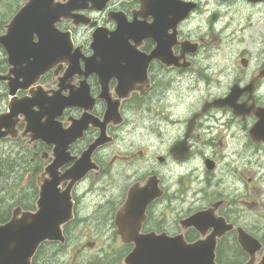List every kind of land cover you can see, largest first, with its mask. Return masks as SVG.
Returning a JSON list of instances; mask_svg holds the SVG:
<instances>
[{"label":"flooded vegetation","instance_id":"af4514ba","mask_svg":"<svg viewBox=\"0 0 264 264\" xmlns=\"http://www.w3.org/2000/svg\"><path fill=\"white\" fill-rule=\"evenodd\" d=\"M165 1L171 9L175 3L179 8L182 2L189 3L185 13L168 12L169 19L161 27L162 32L171 36L166 39L165 49L149 37L139 39L129 35L120 38L126 41L128 53L117 52L118 44L113 45L125 70L113 74L106 86L100 82L105 77L104 69L96 68V72L85 78L89 99L93 100L91 104L87 102L88 108L53 111V98L68 97L84 80L83 76L66 78L67 66L63 62L35 71L30 86L16 93V99L21 98V103L29 105L30 113H54L51 126L55 124L65 131L83 113L96 124L89 123L82 137L66 147L67 161L57 169L56 178L74 167L94 140L101 135L105 137L104 143L91 154V167L85 176L73 180L72 184L70 179H63L57 185L59 193L70 188L71 218L63 225L64 243H52L49 247L55 248L56 254L69 245L74 247L65 264H76L77 257L86 250H96L93 264H123L133 245L123 244L115 222L121 215V207L128 202L135 208L128 209L126 222L139 225L136 235L183 238L187 243L206 239L214 227L205 225L207 229L201 234L195 228L182 225V221L209 209L211 214H205L207 222L221 220L223 226L229 228L216 240V263L243 264L245 261L238 245L239 229L252 232L249 224L246 227L245 211H255L262 205L258 199L260 190L253 182L255 173L246 169V165L249 168L255 166L256 170L264 166V163L259 164L261 159L264 160V143L253 142L248 136V131L258 120L254 112L240 113L236 108L241 105L251 109L264 108V100L258 95L264 79L253 92L239 93L230 105L208 107L215 99L227 97L232 84L247 85V82L233 81L218 94L211 91L212 80L207 69H194L197 57L205 47L218 42L215 37L207 41L194 36L206 26L216 25L220 20L219 13H214L217 16L214 22L212 13L202 15L201 0H112L109 9L124 13L128 23L150 27L156 23L154 15L158 6ZM174 13L182 18L177 23L172 20ZM91 14L104 17V13ZM107 29L114 31L115 22L107 24ZM196 42L200 48L197 53H192ZM182 44L186 46V52H183ZM83 51L88 54L85 48ZM80 67L85 71L83 60ZM10 70L8 61L0 60V75L8 76V82L15 79ZM192 70L198 74L196 83L204 89L198 98L183 92L187 86L182 84L185 73ZM6 85L0 81V114L5 112L9 101ZM103 92L112 103L116 102V113L123 119L122 125H115L111 119L105 121L108 107L101 98ZM120 94H124L123 97ZM18 118L15 126L18 137L0 140V225L10 221L14 210L37 212L41 186L49 177L46 169L54 163L57 154L52 138L32 140L31 132L27 133L28 137H22L26 123L20 121L22 117ZM46 119L42 117L41 122ZM144 125L146 130H151L152 136L155 135L156 142L137 144V140L119 138L124 128L136 130ZM149 178L155 179L156 197L140 214L137 208ZM117 179H123V182L115 184ZM76 228L78 234L70 235ZM71 240H76L77 244L71 245ZM112 243L121 244L123 249H112ZM220 258L235 261L222 262Z\"/></svg>","mask_w":264,"mask_h":264},{"label":"water","instance_id":"95a60500","mask_svg":"<svg viewBox=\"0 0 264 264\" xmlns=\"http://www.w3.org/2000/svg\"><path fill=\"white\" fill-rule=\"evenodd\" d=\"M255 1V0H254ZM91 2L92 8L101 10L106 0H27L26 4L15 14L11 21L5 26V32L0 35V46L4 49L7 55L8 63L11 66V72L15 76V82L12 84L11 95L18 88H27L32 82L34 72L56 65L58 62L67 63L66 78L72 79L74 75H82L84 80L80 82V87L74 92L71 91L67 98H53V111L55 109H63L64 107L77 106L88 108L93 100L89 99L85 78L96 72V68L104 69L105 77L100 82L106 86L109 78L113 74H120L125 70L116 57L114 43H117L116 51L119 53H128L125 43L126 41L120 38L126 36H135L139 39L146 37L152 38L157 45H161L165 49L166 39L168 34L161 31V27L169 19L168 12L172 11L170 4L165 1L164 7L160 6L156 17V23L150 27H142L135 29L133 26L129 28L122 23L118 26V30L108 37V34L97 29L92 36L91 50L93 55L86 58L85 72L78 70L79 59L82 58L79 48L73 51V44L69 33H60L56 29V24L62 19H73L74 25L88 24L89 21L83 19L82 16L73 15V12L80 11L86 8V3ZM175 3V11H186L183 5L181 8ZM178 17L173 18L175 21ZM216 16L212 17V21ZM176 21H179L178 19ZM92 23L91 26H94ZM36 38V41H35ZM193 51V50H192ZM98 61V62H97ZM245 66V61H242ZM264 76L261 72L259 78ZM22 78L20 84L18 80ZM5 79V77H0ZM256 80L248 85L243 91L252 92ZM238 87L234 86L229 96L226 99L215 101L213 105L219 104L221 101L228 102L236 99L239 95ZM124 94H120L123 97ZM101 98L107 103L108 111L105 115V121L111 119L114 124L120 122V117L116 113L117 104L112 103V100L107 98L105 92ZM88 102V103H87ZM247 109L246 107L240 108ZM19 114H23L24 122L26 123V132H31L32 140L45 141L46 139L55 141L56 158L54 163L46 169L49 175L43 182L40 189L39 200L37 203L36 213L18 214L19 210L13 212L11 220L0 226V264H31L39 246L44 242H63L62 226L65 225L71 218V206L69 202V190L59 193L57 185L63 179L78 181L85 176V173L90 169V157L93 151L104 143L105 137L101 135L88 150L84 152L79 162L67 171L61 178H56V171L66 161L64 150L87 128L91 123L95 126V122L87 118V115L81 117L79 121H75L67 130H62L60 127L53 124L49 125L51 118L54 119L55 114L45 115L42 113H30L29 105L20 103V101L12 100L9 105V113L0 117V138L10 135L15 137V130L11 129L12 124L8 117L17 118ZM258 122L249 132V137L252 141L264 142V109L255 111ZM46 117V121L41 122V118ZM16 121V120H15ZM4 129V130H2ZM102 132L104 128H101ZM156 182L149 183L143 189V199L139 203L137 211L142 214L146 206L156 197ZM134 206L129 202L123 207V215L117 217L115 225L118 233L121 235L123 242L133 243V250L125 257V264H215L214 249L216 239L221 237L229 228H217L211 237L206 241H199L193 244H185L181 238H163V236L144 237L136 235L139 230V225H130L126 222L127 211ZM135 208V207H134ZM209 212L205 213L208 214ZM205 214H196L189 220L185 221L187 226L191 224L196 228L201 229V224L207 222ZM142 219V218H140ZM213 225V224H212ZM201 233H204L202 231ZM238 243L241 249L248 255V260L244 264H264V253L260 260L256 262V253L261 249V244L246 232L239 230Z\"/></svg>","mask_w":264,"mask_h":264},{"label":"rangeland","instance_id":"374dc122","mask_svg":"<svg viewBox=\"0 0 264 264\" xmlns=\"http://www.w3.org/2000/svg\"><path fill=\"white\" fill-rule=\"evenodd\" d=\"M202 1V15H206L209 12H218L220 14L219 22L211 26H206V29L197 31L194 37H203L207 41H210L212 37L218 39V42L205 47V49L197 57V62L194 65V69L199 70L200 68L207 69V74L212 80L211 91L221 93L224 91L225 86L233 81H241L242 83L248 82L252 76H255L258 71L264 69V0L258 3H248L246 0H230L222 2L221 0H201ZM24 0L20 3L22 4ZM5 0H0V33L2 32L1 26L10 18L3 21L6 17V13L10 11V7H7ZM256 16L255 25L250 26V31L247 35L243 34L241 28L243 22L249 19L253 21V17ZM99 19V17H98ZM252 19V20H251ZM3 21V22H1ZM100 21L102 19L100 18ZM74 40L76 44L83 45L85 51H89L90 32L85 29H80L75 33ZM1 54V52H0ZM248 60V66L242 68L240 65L241 59ZM202 70V71H203ZM198 76V74H196ZM195 72L189 71L185 73V79H183V85L187 84L184 93L189 94L191 98H198L200 93L204 90L200 83H196ZM197 86V88H195ZM258 95L264 100V83L258 91ZM146 125L143 128L132 130L127 127L122 130L119 138L127 140H137V144H151L156 142L155 135L152 136L151 130H146ZM153 132V131H152ZM8 145V144H6ZM248 160H245L247 163ZM254 163V162H252ZM264 160L259 161L260 165H263ZM123 168V167H122ZM246 169L251 170L254 175L253 182L258 186L260 190V199L262 205L261 208L255 211H245V217L250 228L256 235L264 239V166L260 170H256L255 166L249 168L246 165ZM260 172V173H259ZM123 179H117L115 184H121ZM246 183V181H245ZM253 183V185H254ZM248 185L251 186L249 183ZM77 228L70 233V235H77ZM71 245L77 244L76 240H71ZM101 246V243H96ZM102 245H105L103 243ZM114 250H122L123 247L119 243L110 244ZM73 248L70 245L66 249H62L60 254H56V249L53 247H46L35 258V264H65L68 260V256L73 254ZM96 250H86L82 256L77 257L76 264H93V257H95ZM263 251V250H262ZM262 251L258 253V257ZM235 260V259H232Z\"/></svg>","mask_w":264,"mask_h":264},{"label":"trees","instance_id":"16d2710c","mask_svg":"<svg viewBox=\"0 0 264 264\" xmlns=\"http://www.w3.org/2000/svg\"><path fill=\"white\" fill-rule=\"evenodd\" d=\"M21 1L22 0H5L6 4H12V5H7V7H10V11L8 13H6V15H5L6 18L3 21H5L8 18H10L17 11V9L22 5L20 3ZM3 21H1V22H3ZM221 261L222 262H224V261L233 262L232 259H227V258H226V260L221 259Z\"/></svg>","mask_w":264,"mask_h":264},{"label":"bare ground","instance_id":"6f19581e","mask_svg":"<svg viewBox=\"0 0 264 264\" xmlns=\"http://www.w3.org/2000/svg\"><path fill=\"white\" fill-rule=\"evenodd\" d=\"M254 18H256V16L253 17V21H252V22H250L249 19H246V20L243 22L241 28H242V30H243V34H244V35H247V33L251 30V29H250V26H251V25H255L256 22L258 21V20L254 19ZM251 20H252V19H251ZM262 24H264V22H263ZM162 57H163V56H162ZM159 60H160V59H159ZM127 117H128V115H127ZM128 119H129V117H128ZM130 119H131V118H130ZM129 121L132 122V119L129 120ZM128 123H129V122H128Z\"/></svg>","mask_w":264,"mask_h":264}]
</instances>
